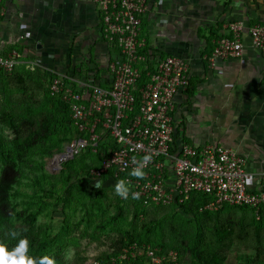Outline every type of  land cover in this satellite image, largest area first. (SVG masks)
<instances>
[{
  "label": "built area",
  "instance_id": "obj_1",
  "mask_svg": "<svg viewBox=\"0 0 264 264\" xmlns=\"http://www.w3.org/2000/svg\"><path fill=\"white\" fill-rule=\"evenodd\" d=\"M0 0V22L5 3ZM101 16L103 40L116 44L121 52L108 63L109 80L100 85L91 80H79L68 75L54 74L49 89L68 106L77 134L56 155L52 165L61 169L63 163L74 159L88 148L96 151L108 142L110 149L98 169L91 171L95 179L114 173L124 180L132 192L154 205L182 203L192 194L213 198L204 209L216 211L223 206L249 207L264 210L263 184L251 190V175L238 152L224 145L193 147L175 146V99L190 86L189 66L182 57L162 54L147 47L141 36L143 17L149 11L150 0H92ZM228 34L216 41L209 59L215 66L220 59H240L244 53L242 21L228 25ZM251 46L264 59V22L248 29ZM24 65L35 71L40 62L28 61L23 52L0 53V72L11 75ZM151 154L152 160L143 168V179L129 173ZM135 158L136 163H133ZM180 259L176 250H165L151 244L136 243L124 247L110 262L94 259L93 264H167Z\"/></svg>",
  "mask_w": 264,
  "mask_h": 264
},
{
  "label": "crops",
  "instance_id": "obj_2",
  "mask_svg": "<svg viewBox=\"0 0 264 264\" xmlns=\"http://www.w3.org/2000/svg\"><path fill=\"white\" fill-rule=\"evenodd\" d=\"M242 21L240 59L210 57L228 25ZM264 22V0H150L141 36L150 50L188 63L190 92L175 99L174 141L180 147L224 145L238 152L259 190L264 173V59L248 29ZM92 0H9L0 22V53L20 49L49 74L105 85L112 59ZM90 74V77H88ZM75 78V79H78Z\"/></svg>",
  "mask_w": 264,
  "mask_h": 264
},
{
  "label": "rangeland",
  "instance_id": "obj_3",
  "mask_svg": "<svg viewBox=\"0 0 264 264\" xmlns=\"http://www.w3.org/2000/svg\"><path fill=\"white\" fill-rule=\"evenodd\" d=\"M3 81L6 80L0 79V83ZM6 91L10 102H4L5 88L1 85L0 103H5L4 107L15 113V117L24 114V99L35 97L38 101L35 110L44 116L42 136L56 118H61L59 105L50 98L47 84L33 94L31 91L23 94L13 85ZM41 133L28 142L26 149H21L15 144L12 129L0 120V141L6 144L5 148L0 146L1 219H8L14 226L29 230L41 242H46L44 256L53 258L55 264H93L96 257L111 253L120 231H129L146 244L160 248L176 247L178 240H184L186 253L182 254L181 263H192L189 245L197 240L196 228L205 225L202 217L195 219L185 214L171 201L159 210L155 209L157 205L144 202L149 215L136 218L131 204L115 194L116 182L112 179H95L91 174L94 168L83 177L76 167L61 170L52 165L66 145V132L54 142H45ZM81 158L83 162L92 160L88 153ZM251 217L250 211H237L234 221L248 222ZM258 249L264 252V232L260 244L256 241L237 244L227 254L225 264H264V254L253 263Z\"/></svg>",
  "mask_w": 264,
  "mask_h": 264
},
{
  "label": "trees",
  "instance_id": "obj_4",
  "mask_svg": "<svg viewBox=\"0 0 264 264\" xmlns=\"http://www.w3.org/2000/svg\"><path fill=\"white\" fill-rule=\"evenodd\" d=\"M110 48L112 58L121 55L120 49L116 44H111ZM16 50L20 51V49ZM77 75H79V73L74 70L72 74L68 76L77 78ZM50 77L51 75L49 76V74L41 71L40 68L36 69L35 71H31L24 65L19 66L11 75H6L0 72V79L2 80L3 78L6 80L0 83V86L2 85L5 88L4 98H6V101L4 102L6 104L10 102L7 100L8 93L6 91L10 85H13L15 88L21 90L23 94L27 93L28 91H31L33 94L34 90L42 88L45 84H47L48 91H50L48 87L50 84ZM88 77H90V74ZM87 80L89 81V79ZM190 86L188 92H190ZM50 98L57 102L59 105V111L62 113V115H60V119L56 118L53 124L47 130H45L47 133H45L44 136H42L41 133V130L43 127H45L43 120L44 116L40 111L37 109L35 110V105L38 104V101H35V97L33 95L30 98L24 99V102L26 103L25 112L20 117H15V113L9 112L4 107L6 105L5 103L4 105L0 103V107H2L0 120H3L16 135L15 138L18 142L16 141L15 144L18 148L26 149L29 146L28 142H30L34 137L39 136L40 133L41 138L44 137L43 139L45 142H54L55 139L66 132L68 135L66 144L72 141L74 135L77 134L68 106L62 101L60 97H53V95H50ZM57 130L59 133H57ZM0 146L5 148L6 144L0 141ZM65 146L66 145L63 146L62 151ZM115 147V142H113L111 138L108 137V142H102L99 144L98 148H96V151L88 148L78 156L74 157V159L63 163L61 170H63L64 167H76L79 169V174L83 173V177H87L90 170L101 167L102 162L108 155L109 150L114 149ZM85 153H88L92 160H86L83 162L81 157ZM70 172L74 171L72 170ZM124 177L125 176L123 175L119 178H115L114 173L110 171L108 174L103 175L97 180L112 179L114 183H117L119 180H124ZM212 200V197L205 194H192L188 200H185L182 203L177 201L175 202L176 204H174L179 206L182 212L187 215H192L195 219L202 217V220H204L203 222L205 223V225H201L196 228V234L198 236L197 240L195 244L191 243L189 245V250L192 253L191 264H225L227 260V254L233 248H235L237 244L247 245L255 241L257 244H260V239L262 233L264 232V210H260L257 215L256 210L249 207H232L225 205L216 211L204 209V207ZM125 201L131 204L136 218H138L139 215H143V217L147 218L149 213L147 211V206L144 205V199H132L131 188L129 198ZM165 207L167 206L157 205L155 209L159 210L164 209ZM237 211H250L253 217H251L248 222H235L234 215ZM205 228L207 231H205ZM13 231L19 234L16 239H13L9 235V233ZM19 238H27L29 240V251L26 254L27 256L32 258L44 257L43 252L46 249V242H41L31 231L18 228L14 226L8 219L0 218V243H4L7 247V250L10 252L17 246ZM134 243L138 245L146 244L144 239L137 238L133 233L129 231H120L119 237L112 244L111 253L103 254L99 257H96L95 259L102 263L110 262V259L117 257L124 247ZM176 244V247L162 248L165 250H168L169 248L176 250L179 253L180 259L175 264H182L181 257L182 254L186 253L184 250V244L186 243L184 240H178ZM263 254L264 252L258 249L253 263H257Z\"/></svg>",
  "mask_w": 264,
  "mask_h": 264
},
{
  "label": "clouds",
  "instance_id": "obj_5",
  "mask_svg": "<svg viewBox=\"0 0 264 264\" xmlns=\"http://www.w3.org/2000/svg\"><path fill=\"white\" fill-rule=\"evenodd\" d=\"M152 160L151 154L144 155L142 160L136 167L132 169L129 173L130 176L136 177L137 179H143L146 173L143 171V168ZM133 163H136L135 158H133ZM251 183V179L246 181ZM114 192L117 196L122 199L127 200L130 194V186L126 183L125 180H119L114 186ZM131 198L137 200L140 198L138 192H132ZM9 235L16 239L19 234L17 232H10ZM29 251V240L27 238H19L17 246L12 250L8 251L4 243H0V264H55L53 258L48 256L40 258H32L26 254Z\"/></svg>",
  "mask_w": 264,
  "mask_h": 264
}]
</instances>
